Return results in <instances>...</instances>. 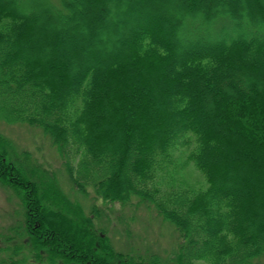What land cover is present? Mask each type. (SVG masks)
Here are the masks:
<instances>
[{"label": "trees", "instance_id": "obj_1", "mask_svg": "<svg viewBox=\"0 0 264 264\" xmlns=\"http://www.w3.org/2000/svg\"><path fill=\"white\" fill-rule=\"evenodd\" d=\"M112 10L125 16L114 32ZM0 120L41 127L68 188L51 187L59 210L29 201L35 212L17 214L0 264L264 256V0H0ZM190 165L206 184L177 175ZM114 205L153 209L179 246L118 251Z\"/></svg>", "mask_w": 264, "mask_h": 264}, {"label": "rangeland", "instance_id": "obj_2", "mask_svg": "<svg viewBox=\"0 0 264 264\" xmlns=\"http://www.w3.org/2000/svg\"><path fill=\"white\" fill-rule=\"evenodd\" d=\"M186 4L189 16L193 15L195 9L189 10V1ZM71 9L75 15L74 18L83 12L78 6V1L72 5ZM112 13L109 22L110 29L114 32L117 25H123L121 23L124 22L125 16L113 10ZM28 14L31 19L40 20L41 14L38 11L30 10ZM65 23L67 22H62L61 26L63 27ZM189 29L194 31L195 27L191 26ZM108 34L110 33L106 35ZM109 38V35L104 36L103 40L106 42ZM2 137L4 141L0 140V150L5 155L2 157L3 170L8 169L9 172H2L0 167V238L10 235V228L21 219L17 214L20 213L23 216L35 212V207L31 206L29 201L33 203L40 201L42 203L38 205L47 208V197L51 199L53 197L50 193H55L52 186L57 188V191L68 192L64 162L41 127L22 123L9 124L0 120V138ZM42 171H48L49 176ZM178 171L177 175L185 182L196 185L206 184L201 174L191 165ZM18 173L24 174L27 180L22 179ZM54 175L57 179L51 184L50 177ZM35 186L36 196L33 197L32 191H35ZM80 200L89 212L94 204L93 198L91 201L88 199L84 201L83 198ZM53 204L50 202L48 205L50 209L59 210V207ZM109 213L113 216L111 224H108L111 225L113 243L120 252L166 256L173 253L180 244L179 235L174 227L163 222L157 212L148 209L145 205L123 208L114 205V210ZM2 260L4 259L0 262ZM118 262V260L115 261V263ZM255 263L264 264V256Z\"/></svg>", "mask_w": 264, "mask_h": 264}]
</instances>
